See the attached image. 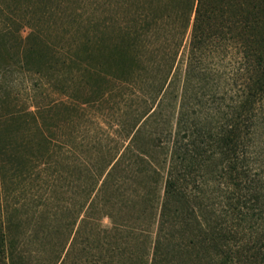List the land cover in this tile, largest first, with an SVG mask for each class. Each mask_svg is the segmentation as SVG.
Wrapping results in <instances>:
<instances>
[{
	"label": "rangeland",
	"instance_id": "rangeland-1",
	"mask_svg": "<svg viewBox=\"0 0 264 264\" xmlns=\"http://www.w3.org/2000/svg\"><path fill=\"white\" fill-rule=\"evenodd\" d=\"M260 32L264 42V24ZM86 36L85 56L97 71L81 77L77 60ZM230 59L217 63L205 85L219 100L233 92ZM134 65L139 74V0H0V216L18 221L13 234L25 233L27 264H144L150 258L151 215L139 218L122 202L123 191L138 182L113 190L118 210L87 208L78 216L95 158L127 142L139 117V80L132 87L112 80ZM106 87L112 96L83 103ZM210 103L204 112H215ZM186 111L191 123L199 108ZM248 152V179L257 178L262 157L254 146ZM222 173L201 169L187 176L192 194L213 209L233 195L228 185L237 192Z\"/></svg>",
	"mask_w": 264,
	"mask_h": 264
},
{
	"label": "trees",
	"instance_id": "trees-1",
	"mask_svg": "<svg viewBox=\"0 0 264 264\" xmlns=\"http://www.w3.org/2000/svg\"><path fill=\"white\" fill-rule=\"evenodd\" d=\"M263 24L264 0H139V74L134 65L112 79L128 87L139 80V117L127 130V142L95 158L93 184L78 216L87 208L118 210L113 190L138 182L139 188L123 191L121 201L128 210L134 206L139 218L151 215L154 241L144 264H264V171L248 179L251 146L264 167ZM89 40L80 45L81 77L97 71L85 56ZM227 56L234 64L233 92L219 100L205 85ZM106 89L83 103L112 96ZM209 102L215 112H204ZM191 105L199 111L189 123ZM216 116L220 123L212 125ZM201 169L223 172L239 196L228 185L233 195L223 208L210 207L189 189L187 176ZM14 227L18 221L0 216V264L28 262L21 251L25 233L13 234Z\"/></svg>",
	"mask_w": 264,
	"mask_h": 264
}]
</instances>
